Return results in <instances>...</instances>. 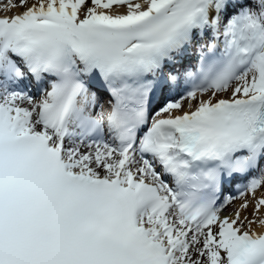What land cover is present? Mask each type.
Segmentation results:
<instances>
[{"label": "snow or ice", "instance_id": "1", "mask_svg": "<svg viewBox=\"0 0 264 264\" xmlns=\"http://www.w3.org/2000/svg\"><path fill=\"white\" fill-rule=\"evenodd\" d=\"M0 12V264H264V0Z\"/></svg>", "mask_w": 264, "mask_h": 264}, {"label": "bare ground", "instance_id": "2", "mask_svg": "<svg viewBox=\"0 0 264 264\" xmlns=\"http://www.w3.org/2000/svg\"><path fill=\"white\" fill-rule=\"evenodd\" d=\"M20 10H22V9L17 8V9H15L14 11H15V12H18V11H20ZM5 14H7V15H12V14H14V13H13V12H8V13L0 12V16L5 15ZM238 203H239V201H235L233 206H230L229 208H227V209L223 212V215H228L229 213H231V212L233 211V207L235 206V204H238ZM250 212H251V209H249V213H246V214H250ZM253 229H254L256 232H258V233H260V232H264V228L257 227L256 225H253Z\"/></svg>", "mask_w": 264, "mask_h": 264}]
</instances>
